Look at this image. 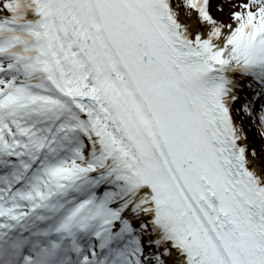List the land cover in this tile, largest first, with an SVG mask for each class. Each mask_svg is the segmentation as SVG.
Here are the masks:
<instances>
[{
    "label": "snow or ice",
    "instance_id": "obj_1",
    "mask_svg": "<svg viewBox=\"0 0 264 264\" xmlns=\"http://www.w3.org/2000/svg\"><path fill=\"white\" fill-rule=\"evenodd\" d=\"M0 264H264V0H0Z\"/></svg>",
    "mask_w": 264,
    "mask_h": 264
}]
</instances>
